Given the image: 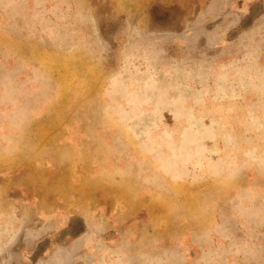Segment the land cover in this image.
<instances>
[{
	"label": "rangeland",
	"instance_id": "1",
	"mask_svg": "<svg viewBox=\"0 0 264 264\" xmlns=\"http://www.w3.org/2000/svg\"><path fill=\"white\" fill-rule=\"evenodd\" d=\"M68 122L133 144L152 191L178 167L164 196L209 227L197 253L264 264V0H0V143L43 146ZM8 250L0 264L39 248Z\"/></svg>",
	"mask_w": 264,
	"mask_h": 264
},
{
	"label": "crops",
	"instance_id": "2",
	"mask_svg": "<svg viewBox=\"0 0 264 264\" xmlns=\"http://www.w3.org/2000/svg\"><path fill=\"white\" fill-rule=\"evenodd\" d=\"M101 127L68 122L43 146L0 143V227L13 228L0 234V253L26 244L39 248L32 264H196L203 255L213 264L209 251L191 245L209 227L169 211L166 176L178 167H161L165 184L152 191L139 175L147 158ZM169 244L181 251L169 253Z\"/></svg>",
	"mask_w": 264,
	"mask_h": 264
}]
</instances>
